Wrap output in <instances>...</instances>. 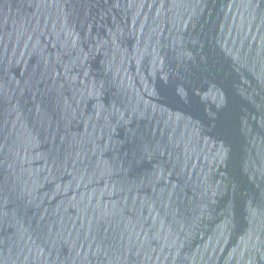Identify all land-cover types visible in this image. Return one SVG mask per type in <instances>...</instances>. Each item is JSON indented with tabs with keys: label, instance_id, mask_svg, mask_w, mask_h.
I'll return each mask as SVG.
<instances>
[{
	"label": "water",
	"instance_id": "95a60500",
	"mask_svg": "<svg viewBox=\"0 0 264 264\" xmlns=\"http://www.w3.org/2000/svg\"><path fill=\"white\" fill-rule=\"evenodd\" d=\"M0 264H264V0H0Z\"/></svg>",
	"mask_w": 264,
	"mask_h": 264
}]
</instances>
